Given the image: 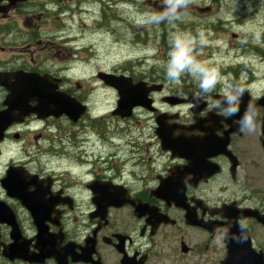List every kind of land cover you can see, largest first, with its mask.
Masks as SVG:
<instances>
[{"label":"flooded vegetation","instance_id":"af4514ba","mask_svg":"<svg viewBox=\"0 0 264 264\" xmlns=\"http://www.w3.org/2000/svg\"><path fill=\"white\" fill-rule=\"evenodd\" d=\"M95 1L101 21L116 8L156 53L135 71L97 69L90 88L70 68L81 49L69 35L54 39L65 27L43 38L59 0H0V264H264V11L251 12L259 0H191L181 21L160 25L140 21L161 0H147L143 15L139 0ZM198 30L207 44L194 55L223 77L207 97L187 74L168 80L159 63L171 33ZM102 71L146 103L117 112L123 94ZM237 82L246 89L239 112L225 117L212 102ZM39 88L75 99L82 114H23ZM96 89L112 97L110 109L100 110ZM250 101L255 128L241 132Z\"/></svg>","mask_w":264,"mask_h":264},{"label":"rangeland","instance_id":"374dc122","mask_svg":"<svg viewBox=\"0 0 264 264\" xmlns=\"http://www.w3.org/2000/svg\"><path fill=\"white\" fill-rule=\"evenodd\" d=\"M157 1V0H152ZM204 6H211V0H198ZM59 6L64 7L58 16H54L48 21L41 23L43 28V38L48 37L50 29H59L65 27L62 33L59 34V40L64 42L65 35L70 36V40L77 49H81L76 54V61L73 66L74 74L81 76L79 80L83 82L86 87L93 88L97 86L95 80H90V77L96 73L97 69L116 70L121 66H127L134 71L137 70L136 60L139 57H144L146 54L153 56L156 52H152L153 47L150 44L136 39V34L132 31V25L125 22V25L118 22L115 18L118 10L111 8L110 15L101 21L102 6L100 2L95 0H59ZM151 6L147 0H139V15H143V10ZM252 6L255 7L251 12L253 13L257 8L264 11V1H253ZM57 10V9H55ZM134 14V13H133ZM136 14V13H135ZM228 17L229 15H225ZM251 17H254L252 14ZM215 18V15H204L205 21ZM257 18V17H255ZM109 20V21H108ZM113 29H116L112 31ZM140 38L145 37L141 33ZM150 60V65L153 64ZM86 77V78H85ZM89 77V79H88ZM78 79V78H77ZM101 89L94 90V96L97 100L100 110H108L113 106V100L110 95L103 96L99 94Z\"/></svg>","mask_w":264,"mask_h":264},{"label":"clouds","instance_id":"9594fccd","mask_svg":"<svg viewBox=\"0 0 264 264\" xmlns=\"http://www.w3.org/2000/svg\"><path fill=\"white\" fill-rule=\"evenodd\" d=\"M191 0H161L160 10L151 12L140 23L143 25L173 24L181 21L184 10ZM207 44V38L202 31L195 35L189 32L176 31L170 34L168 39L169 51L167 60L159 62L164 68L165 76L172 82H179L185 74L198 82L200 91L198 97H207L218 83L223 80L218 68L211 66L212 61H201L194 55L195 50L203 48ZM246 89L242 82L229 84L223 91L222 98L212 102L225 117L235 116L239 112L240 104ZM257 112L250 101L243 115L237 121L241 132H251L255 128ZM241 231L246 230L247 225L240 223Z\"/></svg>","mask_w":264,"mask_h":264},{"label":"water","instance_id":"95a60500","mask_svg":"<svg viewBox=\"0 0 264 264\" xmlns=\"http://www.w3.org/2000/svg\"><path fill=\"white\" fill-rule=\"evenodd\" d=\"M25 1V0H23ZM117 75L107 72H100L99 77L103 79L106 83L109 85H112L121 91V94H123V103L120 105L117 112H121L123 114L130 113V110L137 104L146 103V99L143 95L135 96L132 95L133 93L131 90L127 89V84L124 79H121V77H116ZM45 82V78L40 77L38 80L39 84H43ZM37 101L38 105L34 109H29L23 111V114H29L32 112H38L46 114H62L66 113L69 116H71L74 119H77L79 115H81L83 110H79L77 108V105H75V102H77L75 99L68 100L67 95H57L56 93H47L44 92L43 89L39 88L37 90ZM84 109V108H83ZM228 260V259H227ZM226 260V261H227Z\"/></svg>","mask_w":264,"mask_h":264}]
</instances>
